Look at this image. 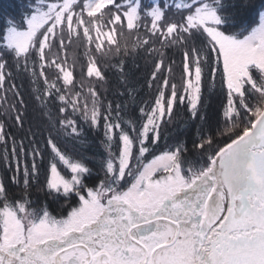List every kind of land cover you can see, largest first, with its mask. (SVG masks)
Instances as JSON below:
<instances>
[{
    "label": "snow or ice",
    "instance_id": "6c2138e0",
    "mask_svg": "<svg viewBox=\"0 0 264 264\" xmlns=\"http://www.w3.org/2000/svg\"><path fill=\"white\" fill-rule=\"evenodd\" d=\"M0 264H264V0L0 14Z\"/></svg>",
    "mask_w": 264,
    "mask_h": 264
},
{
    "label": "trees",
    "instance_id": "16d2710c",
    "mask_svg": "<svg viewBox=\"0 0 264 264\" xmlns=\"http://www.w3.org/2000/svg\"><path fill=\"white\" fill-rule=\"evenodd\" d=\"M20 3L21 0H0V14L4 12L15 14L18 11V6Z\"/></svg>",
    "mask_w": 264,
    "mask_h": 264
}]
</instances>
